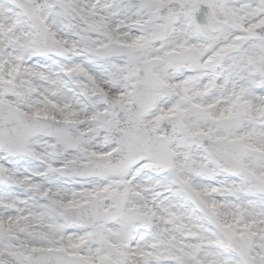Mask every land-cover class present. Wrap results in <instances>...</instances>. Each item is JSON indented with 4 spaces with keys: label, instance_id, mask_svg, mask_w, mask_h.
Wrapping results in <instances>:
<instances>
[{
    "label": "snow or ice",
    "instance_id": "obj_1",
    "mask_svg": "<svg viewBox=\"0 0 264 264\" xmlns=\"http://www.w3.org/2000/svg\"><path fill=\"white\" fill-rule=\"evenodd\" d=\"M0 264H264V0H0Z\"/></svg>",
    "mask_w": 264,
    "mask_h": 264
}]
</instances>
